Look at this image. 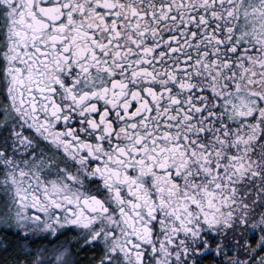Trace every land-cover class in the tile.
<instances>
[{
	"label": "snow or ice",
	"instance_id": "6c2138e0",
	"mask_svg": "<svg viewBox=\"0 0 264 264\" xmlns=\"http://www.w3.org/2000/svg\"><path fill=\"white\" fill-rule=\"evenodd\" d=\"M0 264H264V0H0Z\"/></svg>",
	"mask_w": 264,
	"mask_h": 264
}]
</instances>
